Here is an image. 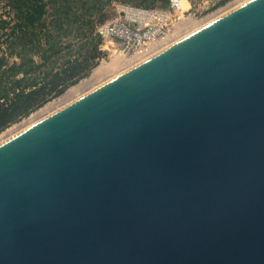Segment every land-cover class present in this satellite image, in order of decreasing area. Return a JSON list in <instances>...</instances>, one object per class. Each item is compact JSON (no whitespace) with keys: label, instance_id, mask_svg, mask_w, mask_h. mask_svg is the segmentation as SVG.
I'll return each instance as SVG.
<instances>
[{"label":"water","instance_id":"1","mask_svg":"<svg viewBox=\"0 0 264 264\" xmlns=\"http://www.w3.org/2000/svg\"><path fill=\"white\" fill-rule=\"evenodd\" d=\"M0 264H264V0L2 141Z\"/></svg>","mask_w":264,"mask_h":264},{"label":"trees","instance_id":"2","mask_svg":"<svg viewBox=\"0 0 264 264\" xmlns=\"http://www.w3.org/2000/svg\"><path fill=\"white\" fill-rule=\"evenodd\" d=\"M112 1L169 5V0H6L9 19H1L0 26V133L90 70L102 40L96 25Z\"/></svg>","mask_w":264,"mask_h":264},{"label":"built area","instance_id":"3","mask_svg":"<svg viewBox=\"0 0 264 264\" xmlns=\"http://www.w3.org/2000/svg\"><path fill=\"white\" fill-rule=\"evenodd\" d=\"M188 2L191 8L192 3ZM117 5L118 16L96 25V33L102 39L99 49L105 52L117 45L119 53L128 57H147L148 53H154L153 48L168 40L175 25L190 11V8L184 9L183 0H169L168 7Z\"/></svg>","mask_w":264,"mask_h":264},{"label":"rangeland","instance_id":"4","mask_svg":"<svg viewBox=\"0 0 264 264\" xmlns=\"http://www.w3.org/2000/svg\"><path fill=\"white\" fill-rule=\"evenodd\" d=\"M191 1V3H192V7L190 8V3L188 2V0H183V4H184V9H188V8H190L189 10V13L187 12V13H185V15L182 17V19L176 24V26L178 25V24H180L181 23V21L182 20H184V19H187L188 17H193V18H195V19H197V20H202V23H206V21L208 20V19H210L211 20V18H213V16L215 17L216 15H214L215 13L217 14V13H219L220 11H222V9L224 8L225 10L227 9V8H230V6H232V4L236 1V3L238 2V0H190ZM240 1H242V0H240ZM246 1H248V0H244V2H246ZM117 3H126V2H118V1H112V2H110L109 4H107L106 6H105V13H106V16L104 17L105 19L103 20V21H100V22H98V23H101V22H104V21H106V20H108V19H112V18H114V17H116V16H118L119 15V8H118V5H117ZM243 3V2H242ZM127 4H132V5H136V6H139V5H137V3L135 2V3H127ZM235 4V3H234ZM228 6V7H227ZM227 7V8H226ZM223 9V10H224ZM7 10H8V8H7V4H6V0H2V1H0V26H1V19H9L8 18V14H7ZM220 10V11H219ZM213 15V16H212ZM207 16H211L210 18L209 17H207ZM206 17L208 18V19H206ZM203 19L204 20H206V21H204L203 22ZM214 19V18H213ZM209 21V20H208ZM207 21V22H208ZM203 25V24H202ZM205 25V24H204ZM176 28H173V31L175 30ZM197 30V29H196ZM95 31H96V29H95ZM173 31L171 32V35H174V33H173ZM4 32V30H1L0 31V38H1V35H2V33ZM175 32V31H174ZM171 35H170V37H171ZM184 36H187V35H184ZM183 36V37H184ZM173 37V36H172ZM171 37V38H172ZM175 37V36H174ZM71 37L70 38H67V39H65V41L68 43L69 41H71ZM74 41H76V40H74ZM1 43V42H0ZM100 45V44H99ZM110 49H108L107 51H103V50H100V53H99V55H98V57L95 59V61H94V63L92 64V67L90 68V70L83 76V77H81L80 79H78L76 82H74V83H72V84H70V85H68L61 93H59V94H57V95H54V96H51L49 99H47L41 106H39V107H37L36 109H34L33 111H31L28 115H23L22 117H20L18 120H16V121H14L13 123H11L10 125H8L1 133H0V135L3 133V134H5L4 133V131L5 132H10V131H12L11 129H18L19 130V128L21 127L22 128V130H24L25 128H27V127H29L30 125H32L33 123H35L36 121H39V120H41V119H43L44 117H46L47 115H49V114H51V113H53V112H55V111H57L58 109H60V106H61V108L62 107H64V106H66L67 104H69V103H71L72 101H74V100H76L77 98H79L80 96H82L80 93H82L83 94V92H84V90H87V89H89V88H94V87H97V86H99V85H101V83H103V82H105L106 80H108V79H111V78H113V77H115L118 73L120 74V71H118L117 72V74L115 73V75H113V77H107L108 75H106L105 77L107 78H105V79H99L98 81V84L97 85H92V86H90L89 88L87 87V89H84V88H82V89H80V90H78L77 91V93H76V90H75V87L78 85V83H81L83 80H85V78L86 79H90L91 78V76H92V74H93V72H94V70L96 69V68H98L99 66H102V65H104V66H108L109 64L111 65L112 64V61L115 59V58H117L121 53H119V46H117V45H115V46H110L109 47ZM118 54V55H117ZM122 55V54H121ZM117 56V57H116ZM125 58L126 57H128V56H125V55H123ZM129 58V57H128ZM129 60V59H128ZM114 63V62H113ZM129 63V62H128ZM128 63H127V65H128ZM131 63V62H130ZM130 65V64H129ZM128 65V66H129ZM133 65V64H132ZM129 68H131V67H126V69H122L121 70V72H124V71H126L127 69H129ZM109 76H110V74H109ZM75 86V87H74ZM85 87V88H86ZM72 88H74V89H72ZM70 89V90H69ZM91 89H89V90H91ZM88 90V91H89ZM68 91H72L70 94H67L66 92H68ZM75 93V94H74ZM65 94H67L66 96H68L66 99L64 98V95ZM75 95L74 97H73V99H72V96L73 95ZM84 95V94H83ZM65 96V97H66ZM71 98V99H70ZM62 101H64L65 100V102H60L58 105L59 106H57V102H59L60 100ZM70 99V100H69ZM59 100V101H58ZM67 100V101H66ZM69 100V101H68ZM52 101L54 102V103H52ZM50 102L53 104V109H55V110H53L52 109V106H51V108L50 109H48V110H45L46 108L45 107H47V104L49 103V105H50ZM56 104V105H55ZM61 104V105H60ZM55 105V106H54ZM55 107H57V109L55 108ZM59 107V108H58ZM42 108L44 109V110H42ZM41 110V111H40ZM52 110V111H51ZM48 111V112H47ZM51 111V112H50ZM41 112H43V114L41 113ZM39 113H40V115H39ZM33 115H35V117H36V119L34 118V116ZM33 116V117H32ZM39 116V117H38ZM41 116V117H40ZM31 117H32V119H31ZM31 120V121H30ZM21 125V126H20ZM24 128V129H23ZM6 130H9V131H6ZM21 130V129H20ZM21 130V131H22ZM20 132V131H19ZM16 132H14V131H12V135L13 134H15ZM2 134V135H3ZM1 135V136H2ZM11 137V136H10ZM6 140V139H5Z\"/></svg>","mask_w":264,"mask_h":264},{"label":"bare ground","instance_id":"5","mask_svg":"<svg viewBox=\"0 0 264 264\" xmlns=\"http://www.w3.org/2000/svg\"><path fill=\"white\" fill-rule=\"evenodd\" d=\"M244 3V0H242V1H240V0H238V2L236 3V1L232 4V6H230V8H227L226 10L224 9H222V11H220L219 13H215L214 15H216L215 17L213 16V18H211V20L210 19H208L207 17H209V16H207L206 17V19H208L207 21L206 20H204L203 19V22L204 21H206V23H202V20L200 19V20H197V19H195V18H193V17H188L187 19H184V20H182L181 21V23L180 24H178L177 26L175 25V27L174 28H176L174 31H173V33H174V35H171V37H169V39L168 40H166V41H164V42H162V43H158L153 49V51H155L154 53H148L147 55V57H145V56H136V57H124L123 56V54L121 55H119L117 58H115L113 61H112V64L110 65H108V66H104V65H102V66H99L98 68H96L95 70H94V72H93V74H92V76H91V78L89 79H86L85 78V80H83L81 83H78V85L75 87V90H76V93H77V91L78 90H80V89H82V88H84V89H87V87L89 88L90 86H92V85H97L98 84V80L99 79H105L106 77V75H108L107 77H113V75H115V73L117 74V72L118 71H120V73H122L121 72V70L122 69H126V67L128 68V67H132V66H134V65H136V64H138V63H140L141 61H143L144 59L146 60V58H148L150 55H154L155 53H157V52H160V51H162L163 49H165V48H167V47H169L170 45H172V44H174V43H176L177 41H179V40H181V39H183V38H185L186 36H184V35H190L191 33H193V32H195L196 31V29L198 30L199 28H201L202 26H204V24H207V23H209V22H211V21H213V20H215V19H217V18H219V17H221L222 15H224V14H226L227 12H229V11H231L232 9H234V8H236L237 6H239V5H241V4H243ZM211 17V16H210ZM209 17V18H210ZM203 24V25H202ZM175 36V37H174ZM184 36V37H183ZM118 55V54H117ZM144 57V58H143ZM129 59V60H128ZM114 62V63H113ZM129 62V63H128ZM131 62V63H130ZM127 63H128V65H127ZM133 64V65H132ZM118 70V71H117ZM109 74H110V76H109ZM119 74V73H118ZM117 74V75H118ZM107 79V78H106ZM108 80H110V79H108ZM108 80H106V81H108ZM105 81V82H106ZM105 82H103V83H105ZM103 83H101V84H103ZM94 85V86H95ZM87 86V87H86ZM86 87V88H85ZM94 88H96V87H94ZM94 88H92V89H94ZM72 89H74V88H72ZM89 89H91V88H89ZM89 89H87V90H84V92H83V94L85 95L86 93H88L90 90ZM91 89V90H92ZM70 90V89H69ZM89 90V91H88ZM70 91H68V92H66L67 94H70L69 93ZM73 93V92H72ZM67 94H65L64 95V98L66 99L68 96H66ZM75 94V93H74ZM81 95H83L82 93H80ZM73 95V94H72ZM66 96V97H65ZM75 95H73L72 96V99H73V97H74ZM68 99V98H67ZM71 99V98H70ZM69 99V100H70ZM60 100V99H59ZM58 100V101H59ZM68 100V101H69ZM74 100V99H73ZM67 101V100H66ZM62 103V102H65V100L63 101H59V102H57L56 104H57V106H59L58 104L59 103ZM52 103H54L53 101H52ZM51 102H50V105H49V103L47 104V107H45L46 109L45 110H48V109H50L51 108V106H52V109L54 108L53 107V104H52ZM55 104V105H56ZM54 105V106H55ZM61 105V104H60ZM62 106V105H61ZM61 106H60V108H61ZM56 109H57V107H55ZM59 108V107H58ZM42 110H44L43 108H42ZM53 110H55V109H53ZM41 111V110H40ZM49 111V110H48ZM47 111V112H48ZM52 111V110H51ZM50 111V112H51ZM42 114H43V112H41ZM39 115H40V113H39ZM34 116V118L36 119V117H35V115H33ZM32 116V117H33ZM32 117H31V119H32ZM39 117V116H38ZM41 117V116H40ZM31 121V120H30ZM37 122V121H36ZM21 126V125H20ZM23 126V125H22ZM21 126V127H22ZM19 128V130L16 128H14V129H11L12 131H14V132H16L15 134H17L19 131H21L22 130V128ZM21 129V130H20ZM24 129V128H23ZM6 131H9V130H6ZM12 131H10V132H5L4 131V133L5 134H1L0 135V143L2 142V141H4L5 139H8V138H10V136H13V135H15V134H13L12 135Z\"/></svg>","mask_w":264,"mask_h":264},{"label":"crops","instance_id":"6","mask_svg":"<svg viewBox=\"0 0 264 264\" xmlns=\"http://www.w3.org/2000/svg\"><path fill=\"white\" fill-rule=\"evenodd\" d=\"M157 7V6H156Z\"/></svg>","mask_w":264,"mask_h":264}]
</instances>
